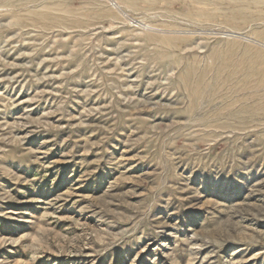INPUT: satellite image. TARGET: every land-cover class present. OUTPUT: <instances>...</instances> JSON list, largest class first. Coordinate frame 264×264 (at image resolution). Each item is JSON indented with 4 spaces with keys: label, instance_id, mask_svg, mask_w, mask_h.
Masks as SVG:
<instances>
[{
    "label": "rangeland",
    "instance_id": "1",
    "mask_svg": "<svg viewBox=\"0 0 264 264\" xmlns=\"http://www.w3.org/2000/svg\"><path fill=\"white\" fill-rule=\"evenodd\" d=\"M0 264H264V0H0Z\"/></svg>",
    "mask_w": 264,
    "mask_h": 264
}]
</instances>
